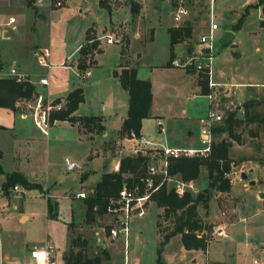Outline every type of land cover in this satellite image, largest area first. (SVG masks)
<instances>
[{
	"label": "rangeland",
	"instance_id": "1",
	"mask_svg": "<svg viewBox=\"0 0 264 264\" xmlns=\"http://www.w3.org/2000/svg\"><path fill=\"white\" fill-rule=\"evenodd\" d=\"M107 1L110 3V10L99 6L97 0H64L61 7L48 10L45 9L48 7L46 4L45 8L40 7L43 17H35L30 29L31 14L23 7V0H0V22L12 16L16 21L15 25L19 27L18 50L24 58L22 69L31 73V76H25L34 82L40 76L47 79L46 85L36 83L39 92L44 93L51 89V93H61L67 84H79L84 95V101L78 109L80 113L101 114L103 107L108 109V114L102 121L103 134L77 132L76 128L67 123H58L51 130L48 129L46 136H42L32 122H29L27 130L31 136L20 141L13 140L6 130L0 128V164L4 168L18 169L29 182L37 183L41 187V190L36 187L24 188L16 183L14 185L17 191H14L11 188L13 185L5 190L0 186V264L28 261L27 249L43 244L45 239L53 244L55 260L61 263L70 250L73 253L79 251L86 257L99 256L100 264H122L124 256L127 264H182L189 255L183 253L178 237L173 236L161 248L160 259L157 260L159 239L155 222L159 209L151 202L141 218L130 221L126 246L123 247L121 237L115 238L108 245L110 256L105 258L100 252V243L102 240L107 241L104 229L109 221L108 217L101 214L94 222L86 223L82 200L74 198L72 192L80 189L84 196L89 194L92 188L89 184L96 181L99 172L111 170L120 154L116 150L115 157L108 158L106 151L111 153L115 150L114 140L109 139L117 138V129L126 106V94L111 75V69L116 68L117 63L122 60L135 68L137 77L148 79L153 87L151 116L142 120L140 134L178 148L203 146L198 139V120L206 117L208 99L205 95H199L191 85V75L190 78L187 75L181 76L172 65L165 66L169 58L166 28L175 24L181 25L184 21V18L180 23L172 21L173 8L180 3L188 10L185 17L193 26V35L197 40L204 31L203 27L208 24V9L212 0H137L140 10L135 14L129 10V0ZM255 1L212 2L213 22L217 29L214 31L209 73L210 79L221 85L234 82L252 88L248 85L252 84L257 91V100H264V28L258 26L260 11L258 7H254ZM43 3L38 5L43 6ZM245 5H249L247 14L241 25L234 29V38L223 45L224 32H233V26ZM90 31L93 32L100 50L93 49L87 53L86 61L89 65L92 63L87 67L91 74L80 83L77 78L82 72H78L76 77L67 64L74 61V49ZM106 34L113 38L110 44L104 41ZM31 43L46 49L47 67L40 66L35 57L27 54ZM188 47L187 55L198 49L196 47L194 50L191 45ZM173 51L174 47L172 53ZM202 54H206L204 50ZM78 56H81L79 50ZM196 56V53L193 57L188 55L181 64L184 63V67L196 72L195 65L199 63L203 66L205 63L204 59ZM188 58L189 64L186 63ZM225 88L227 92L226 85L216 86V89L211 90H216V98L219 93V103L222 104V100L224 102L227 99V108L234 110L236 118H242L241 109L236 110L241 103L233 106L232 93L227 97L222 95ZM35 93L37 94L36 91ZM33 97L25 100L30 103ZM218 109L221 119L210 128L211 141H216L222 133L226 136V132L218 128L222 126L228 110L224 106ZM250 110L254 111L253 114L264 116V103L255 105ZM245 120L242 119L236 129L241 143L232 142L229 156L235 162L240 159V162L258 160L262 163L264 123H246ZM1 122L3 123L2 118ZM126 148L134 154L131 148L142 147L128 145ZM16 154L22 159L18 164L12 159ZM64 157L75 162L77 167L66 171ZM245 166L247 165L241 168ZM241 168L237 166L233 170ZM79 178L83 186L79 184ZM258 186L255 184L244 187L243 181H234L231 195L237 197L238 202H228L227 199H231L229 196H214L216 192L208 188L205 171L201 170L198 178L192 180V188L187 191L191 190L188 191L191 196L200 191L207 192V208L198 210L202 220L209 226V240L204 250H196L189 256L200 262L206 259L222 264H249L252 258H256L264 264V196L260 198L256 194ZM261 186L264 189V183ZM169 188L170 183L166 189ZM261 193H264L263 190ZM47 196L51 203H56L53 210L55 217L46 215ZM220 212L224 214L221 215ZM231 213L234 214V220L226 224L232 219L229 216ZM21 214L26 215V218H20ZM218 223L226 224L223 237L217 235Z\"/></svg>",
	"mask_w": 264,
	"mask_h": 264
},
{
	"label": "trees",
	"instance_id": "2",
	"mask_svg": "<svg viewBox=\"0 0 264 264\" xmlns=\"http://www.w3.org/2000/svg\"><path fill=\"white\" fill-rule=\"evenodd\" d=\"M107 0H98L101 7H108ZM27 7H32L31 0H25ZM245 5L242 13L233 26V30L238 28L247 14ZM254 7H259L261 18L258 20V26L264 28V0H256ZM129 10L135 14L139 10V4L134 0H129ZM169 37V58L165 66H171L173 58L172 46L177 42H181L190 37V27L187 25L171 26L166 28ZM86 43V44H85ZM85 43L79 48L81 56H78L76 61V69L78 72H84L85 68L90 67L92 63L86 61L87 53L99 51L97 48V40L89 36L87 33ZM117 69L112 70V75L117 79L120 87L127 94L126 116L121 121L117 131V136L120 138L129 137L132 132L135 135L139 134L141 120L149 116V108L151 103V88L148 79H140L136 77L134 67L127 66L125 61H121L117 65ZM0 63V69H1ZM186 71L188 69L185 68ZM196 84L199 87V93L206 95L207 87V69H199L195 75ZM34 86L27 80L16 82L11 77H0V107L14 110V103L18 99H29L35 95ZM59 99H54L52 102H57ZM83 101L82 88L77 86L64 97V102L59 110L50 113V121L61 120L73 123L78 121V130L83 133H99L103 130L101 119L99 116H75L72 113L77 108L78 104ZM264 100L251 98L242 103V118H236L233 111H227L223 124L218 129L226 132V138L216 141H211L208 151L203 154H195L191 156L168 157L166 172L169 175H177L178 178L187 182L198 178L201 170L205 171L207 186L214 191L227 192L230 188L228 173L232 164H237L235 160L228 156V149L231 141L241 143L239 132H236L237 127L242 123V119L246 123L263 122L264 116L253 114L251 107L263 104ZM243 122V123H245ZM1 155V152H0ZM149 159L140 152L131 155H122L118 159L117 170L103 172L98 180L94 183L91 192L81 198L84 205V221L86 223L94 222L97 216H100L105 211V206L108 199L117 194L118 190L125 183L126 186L139 184V179L145 175L146 166ZM0 173H2L0 167ZM4 179L1 183L2 189L12 186L16 183L21 184L24 188L36 187L41 190L39 184L29 182L22 173L9 172L3 174ZM150 201L159 209L156 212V231L158 235L157 260L160 259L159 253L162 246L168 239L174 235H179L180 243L184 249H200L204 250L207 246L209 237L207 233L210 231L209 226L202 220L199 213L200 208H207L208 195L206 191H200L195 196H191L188 191H184L181 195H177L172 187L166 189L165 184H161L157 190L151 193ZM46 215L55 217L53 210L56 203L50 202L49 196L45 199ZM162 221L165 224L162 225ZM101 254L107 258V252L100 247ZM64 259V258H63ZM63 264H100L99 256L86 257L79 251L68 252ZM210 264H222L212 262Z\"/></svg>",
	"mask_w": 264,
	"mask_h": 264
},
{
	"label": "built area",
	"instance_id": "3",
	"mask_svg": "<svg viewBox=\"0 0 264 264\" xmlns=\"http://www.w3.org/2000/svg\"><path fill=\"white\" fill-rule=\"evenodd\" d=\"M45 3L49 7L57 8L63 5L64 0H44ZM212 2L209 4L208 11V24L205 27V30L199 34L197 39V47L198 49L192 52L191 56L193 57L196 53V58H201L205 60L204 65L197 63L195 65V69H207L208 79H207V87L213 88L216 86H227L230 84H218L214 83L210 80L209 77V61L212 55L213 47H214V31L217 29V25L213 22V13H212ZM188 10L182 4L178 3L174 6L172 12V21L175 23L182 22L183 18L187 15ZM14 22L13 17H9L6 24H10ZM113 38L110 35H105V42L111 43ZM200 47V48H199ZM202 50L205 51L206 54H202ZM36 54V53H35ZM47 51L46 49L40 50V55L37 58V61L40 65L47 67L48 64L46 62ZM190 58H188L186 63L189 62ZM88 72L84 71V75ZM11 77L14 81L20 82L29 80L25 74L19 72L15 66H9L5 70L0 69V77ZM37 84L46 85L47 79L45 77H39L37 79ZM209 102L214 100V93L208 92L206 94ZM18 102L23 105L27 109V114L31 119L33 126L38 130V132L42 136H46L48 134V129L52 122L50 121V113L55 110H59L63 102L57 101L52 102V100L42 98L39 94H37L30 103L25 99H19ZM221 117L216 111L212 108H209L206 114V117L202 121L205 125L199 131V140L200 143L203 144L201 148H167L158 146L157 144L145 139L141 135H135L134 133H130L128 139L134 142V145L142 147L141 149H133V153L140 152L141 154L148 157L149 161L146 166L145 175L139 179V184H134L132 186H126L125 183L122 184V187L118 190L117 194L108 199V202L105 206L104 215L108 217V220L105 226L106 235L109 239H115L117 237L122 238L123 247L126 246V239L129 232V223L132 219L141 218L146 210L150 201V195L152 192L157 190V188L161 184L170 183V187H172L173 191L177 195H181L184 191L191 188L189 183L183 182L180 179H176L173 175H169L166 172L167 167V158L168 157H178L181 155L191 156L195 154L203 155L208 151L209 144L211 142L210 139V130L206 125L208 122H215L220 120ZM75 126H79L78 121L73 122ZM161 130V129H159ZM63 164L65 165L66 171H72L77 167V164L68 158H63ZM14 191H17L16 185L11 187ZM73 196L75 198H83L84 193L82 191H76ZM218 236H223L221 229L217 230ZM29 260L24 263H16V264H63L61 262H57L55 260V249L53 244L45 239L43 244L39 246H30L27 249ZM125 258V256H124ZM15 264V263H14ZM123 264H127L126 260H124ZM249 264H262L256 258H252Z\"/></svg>",
	"mask_w": 264,
	"mask_h": 264
},
{
	"label": "crops",
	"instance_id": "4",
	"mask_svg": "<svg viewBox=\"0 0 264 264\" xmlns=\"http://www.w3.org/2000/svg\"><path fill=\"white\" fill-rule=\"evenodd\" d=\"M134 1L139 4V10H140V3L137 0H134ZM212 2H215V0H212ZM39 3H43L44 5L43 6H39L38 5ZM31 4H32V7H27L25 5V0H23V7H25V9L29 10V12L31 14L30 15V22H29L30 23V26H29L30 29H32V26H33L32 21L36 19L35 17H37V16L39 18H42L43 17L42 10H41L40 7H43V8L46 7V3H45L44 0H31ZM63 4H64V2H63ZM109 5H110V3L107 1V6H108L107 9L108 10H110ZM48 7L45 8V9L48 10L50 8H53V7H49V8ZM259 11H260V9H259ZM9 17H12V16H8V18ZM8 18H7V20H8ZM260 18H261V14H259L258 20ZM7 20L4 21V22H0V63H1V67H2V69L5 70L9 66H15L16 69L19 72H21L23 74H26L27 76H31V73H29V71L27 69L26 70L25 69H22V66L24 65V58L20 55V52L18 50L19 45H20V41H18L19 40V37H20V33L18 32L19 31V27L17 25H15V22H16L15 19H14V22H12L10 24H6L7 23ZM181 25H187V26L190 27V37L187 38V39H185V40H183V41H181V42H177V43L173 44L172 48L174 47V51H173L172 54L174 56L172 58L171 64H172V67H174V69H176L179 73H181L180 74L181 76L186 77V75H187V77L189 76V78H190V75L192 76V83H191V85L197 90V93H199V87H198V85L196 84V81H195L196 72H193L192 70H189L187 67H184V65H183L184 63L181 64L184 61L183 59L187 58L188 55H191L192 54V51H190L189 54L187 55V50L189 49L188 46L191 45V47L194 48V50H195L196 47H197V40L195 39V37L193 35L194 34L193 33L194 32L193 26L190 24V21L186 19V17L184 18V21L182 22ZM173 26H180V25L179 24H177V25L175 24ZM205 27H203L204 30H205ZM232 33H233V38H234L235 32L233 31ZM93 35H94L93 32L90 31L89 32V36L93 37ZM106 35H109V34H106ZM167 35H168V33H167ZM104 41H105V37H104ZM84 43H85V39L74 49L76 51V57H75L74 61H70L67 64V66L70 67L71 70L73 69L72 71L75 73V76L76 77H77V73H78V71L76 69V60H77V57H78V50H79V48ZM107 44H110V43H107ZM27 49H28L27 54L32 55V57H35V59L37 60L38 56L40 55V50L45 49V48L44 47L38 48V46H36L35 44L31 43ZM47 57H48V52H47ZM91 61L94 62L93 59ZM117 65H118V63H117ZM117 65H116V68L115 69L118 68ZM40 66H42V65H40ZM127 66H130V65L127 64ZM185 68L188 69V71H186ZM113 69H111V75H112V70ZM85 72H88V73L84 75V72H83L81 76L78 74V78H77L78 80H77V82H80L81 83L88 76H90L91 73L89 72V68H87L85 70ZM40 77H44V76H40ZM112 77H114V76L112 75ZM209 77H210V74H209ZM137 78H140V77L138 76ZM140 79H143V78H140ZM210 80L212 82H214L212 79H210ZM31 83L34 86V90L42 98L49 99V100L59 99V101H62V102H64V97H65V95L67 94L68 91H70L71 89H73V88H75L77 86H80L79 84L70 83L72 85L67 84L66 87L63 88V90H62L61 93H51V89H47L44 93H40L39 90H38V85H40V84L37 85L36 84L37 82H34V80H32ZM214 83H216V82H214ZM226 84H230V85H227L228 91L226 92V88L223 89L222 95L224 97H227L230 93H232V95L234 96V98H232V100H231L233 106L240 105V103H241V105L236 110H240L241 109V111L243 112L242 103L245 100H248V99H251V98L257 99L255 97V96H257V91L253 87L252 84H248L252 88H246V84L243 85V84L234 83V82H227ZM118 85H119V83H118ZM119 87H120V85H119ZM150 88H151V92H153V87H152L151 84H150ZM239 88H242V89L238 91ZM211 89H216V87L208 88V92H211V93L213 92L214 93V100L211 101V103L208 100V109L209 108L214 109L217 114H219L218 107H221V106H224V108H226L228 111H234V110H231L230 108H227L228 105H229L227 99H225L224 102L222 100V104L219 103V98H220L218 96L219 93H217V98H216V90L215 91H212ZM123 92L126 94V92L124 90H123ZM82 93H83V89H82ZM37 94H35L34 97ZM199 95H201V94L199 93ZM201 96H204V95H201ZM18 100H16L15 103H14V107H15L14 110H10V109H7V108L0 107V118H2V121H3V123L2 122L0 123V128L6 130L8 132V135L9 136H12L11 138H13V140H16L17 139V140H20L21 141V140H25V139H27V137L31 136V134L27 130V123L28 124H29V122L31 123V119L28 116L27 112L25 111V107H23V105L20 104V102H18ZM83 101H84V95H83ZM81 103L78 104L77 108L74 110V112L72 114L75 115V116H80V117L81 116H92V115L93 116H99L100 119H101V124H102V121L104 120L105 115L108 114V109H106V107H103V112L101 114H93L91 112L80 113L78 111V109H79ZM150 105H151V103H150ZM126 108H127V94H126V106H125V110L123 111V115L121 116V120H120L118 129L120 127L121 121L126 116ZM150 114L151 113H150V108H149V116L148 117L151 116ZM142 120H141V122H142ZM203 120H204V118L203 119L201 118V119L198 120V123L200 125L199 131H200V129L202 127L205 126L202 123ZM218 122H220V120L215 121V122H208V123H206V125L209 127V130H210V139H211V136H212V131H211L210 128L213 125V123H218ZM58 123H64V124L67 123V124H69V126H71L73 128H76L77 132H79V130L77 129L78 127L75 126L73 123H70L68 121H61V120H55L54 122H52L51 125H50V127H49L50 130H51V128L53 126H55ZM102 126H103V130L100 132V134H103L104 133V125L102 124ZM118 129H117V131H118ZM199 131H198V139H199ZM56 133L59 134L60 132H56ZM87 134H91L92 135V133H87ZM139 135H141L140 134V130H139ZM141 136H143V135H141ZM154 136H155V134H154ZM187 136L189 137L190 136V133H188ZM143 137L145 139H147V140H149V141L157 144L158 146L167 147V148H178V147H173V146L167 145L165 143L161 144L160 142H158V141H156L154 139H148L145 136H143ZM222 138H226V136L223 135V133L221 134L220 138H218L216 140H219V139H222ZM109 140H114V144H115L116 147H115V150L113 152H111V153H109V150L106 151L107 157L108 158H114L115 157V151L116 150L119 151L120 154L116 158V160L114 161V163L112 165V169L111 170H107V171H101V172H99L96 181L98 180V178H99V176H100L101 173H103V172H110V171H116L117 170L118 159H119L120 156H122V155H131L132 154V153L128 152V149L126 148L128 145H130V146H133L134 145V142L132 140H129L126 137L120 138L118 136L115 139H109ZM232 142H234V141H231V144H230V147H229L228 151L232 148ZM181 148H201V147H191L190 146V147H181ZM131 150L133 151V148H131ZM0 152H1V150H0ZM228 156H229V153H228ZM229 157L232 158L231 156H229ZM23 158L24 159L26 158L25 155H24ZM12 159L17 164L19 163L20 160H22L21 157H19L17 154L16 155H13L12 156ZM239 160L236 161L237 164H232L231 165L230 172L228 173V177H229V181H230L229 191H227V192L215 191L216 193L214 194V196H216V198L217 197H228L229 196L231 199H227L228 202H232V200L234 202H238V198L235 197V196H233V195H231V187H232V184L234 183V181H237V180L243 181V186L244 187H246V186L249 185L248 184L249 181H253V184L251 186H253L255 184H258L259 185L257 187L256 191H255L256 194L258 195L262 190L264 192V189H262V186H261V184L263 185V183H264V161L262 163H259L258 160L241 161V162ZM244 162H246V163L249 162V164H244ZM243 165H247V166H245L244 168H241ZM237 166H240L241 169L233 170V168H236ZM0 167H1V170H2V173H0V186H1V183L3 182V179H4V176H3L4 173H9V172H12V171L21 173V171H19L18 169H15L14 167H11V168L5 167L4 168L3 165H1V164H0ZM86 173L87 172H85L84 174L86 175ZM242 173H244L246 175V179H244V180H242V178L240 177V174H242ZM22 174H24V173H22ZM249 174H251V175L249 176ZM60 176H63V175H59V177ZM173 177L176 178V179H179L177 175H173ZM96 181H94L93 183H91L89 185L91 187H93V185H94V183ZM79 182H80L79 184L81 185L82 184V180L80 178H79ZM186 183H189L191 185V188H192V180L187 181ZM83 185L84 184H82L81 186H83ZM191 188H189V189H191ZM91 189L92 188H90V192H91ZM42 190H43V185H42ZM76 191H81V190L80 189L79 190H75L72 193L74 194ZM188 191L190 192L191 190H188ZM263 196H264V193H263L262 196H258V197L261 198ZM234 202H232V203H234ZM157 212H159V210ZM220 214L223 215L224 213L223 212H220ZM233 215L234 214H232V213L229 215V216H232V219L231 220L228 219L229 221L226 224H228L230 221L234 220L233 219ZM22 216H24L26 218V215H24V214H21L20 215V218ZM225 225H224V223H218V225H216V230L217 229H221L222 233L224 234V227H225ZM104 233H105L104 236H106L105 238L107 239V241H103L102 240L100 244L101 245L103 244L104 247H102L101 245H100V247L106 249V252L108 251L107 252V256L108 255L110 256V253H109V250H108V245H110V243H112L114 241V239H109L107 237L105 229H104ZM174 236H177L178 237V241H179V244H180V248L182 249V251H183L184 254L192 255L190 253H194L196 250H200V249H195V250L194 249H184L182 247L181 243H180L179 235L177 234V235H174ZM223 236H221V237H223ZM172 237H170V238H172ZM164 245L162 247H164ZM189 255L187 256V258L185 259L184 263H182V264H210L212 262H216V260L208 261L206 259L203 260L202 262H200L198 259H195V257L189 256ZM124 260H126V259L124 258ZM124 260H123V262H124ZM110 261H111V258H110ZM123 262H122V264H123ZM9 264H11V263H9Z\"/></svg>",
	"mask_w": 264,
	"mask_h": 264
},
{
	"label": "water",
	"instance_id": "5",
	"mask_svg": "<svg viewBox=\"0 0 264 264\" xmlns=\"http://www.w3.org/2000/svg\"><path fill=\"white\" fill-rule=\"evenodd\" d=\"M232 37H233V33H232L231 31H225V32H224V37H223V45H226L227 42H228ZM240 177H241L243 180L246 179V175H245L244 173L240 174ZM248 184H249V185H252V184H253V181H249ZM262 195H263V193H261V192L258 194V196H262ZM101 246L104 247L103 244H102Z\"/></svg>",
	"mask_w": 264,
	"mask_h": 264
}]
</instances>
